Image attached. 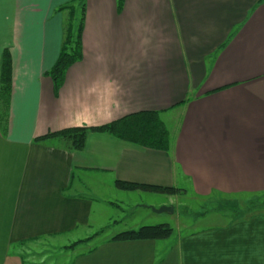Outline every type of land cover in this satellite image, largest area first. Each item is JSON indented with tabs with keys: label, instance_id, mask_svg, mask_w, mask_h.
Returning a JSON list of instances; mask_svg holds the SVG:
<instances>
[{
	"label": "crops",
	"instance_id": "obj_1",
	"mask_svg": "<svg viewBox=\"0 0 264 264\" xmlns=\"http://www.w3.org/2000/svg\"><path fill=\"white\" fill-rule=\"evenodd\" d=\"M85 1L83 58L55 94L46 73L62 49L59 9L72 0H0V77L5 50L13 64L0 264H264V212L174 241H113L142 226L119 227L139 192L116 181L198 197L264 194V0ZM145 111L168 130L173 121L169 151L102 132L81 151L34 142ZM49 239L65 240L57 250L69 257L32 251Z\"/></svg>",
	"mask_w": 264,
	"mask_h": 264
},
{
	"label": "trees",
	"instance_id": "obj_2",
	"mask_svg": "<svg viewBox=\"0 0 264 264\" xmlns=\"http://www.w3.org/2000/svg\"><path fill=\"white\" fill-rule=\"evenodd\" d=\"M59 11L67 13L62 49L55 65L46 73V76L53 82L55 94L62 88L69 68L83 58L86 1L72 0L70 4L60 8ZM12 86V57L10 51L5 50L2 57L0 77V117L5 118V120L8 118L7 126L9 123ZM91 132L106 133L118 140L158 151L167 152L171 146L170 132L165 123L160 119L159 113L148 111L130 114L115 122L97 128L76 127L51 132L35 138L34 142L40 144L56 139L64 142L65 148L69 151H81L85 147L87 137ZM115 187L123 192H144L160 195H177L184 192L174 187H161L122 181H116ZM249 212L253 213L257 211L255 209ZM172 235L173 229L167 224L143 226L137 230L122 232L116 235L113 241L168 240ZM78 243H82V241Z\"/></svg>",
	"mask_w": 264,
	"mask_h": 264
},
{
	"label": "rangeland",
	"instance_id": "obj_3",
	"mask_svg": "<svg viewBox=\"0 0 264 264\" xmlns=\"http://www.w3.org/2000/svg\"><path fill=\"white\" fill-rule=\"evenodd\" d=\"M7 120L0 117L1 134H6L8 131ZM167 123L169 129L172 131L174 129L173 121L171 120ZM137 194L130 197V203L132 205L136 204L133 207L135 209L123 215L125 219L124 222L118 224L119 227H137L142 224V226L137 228L140 229L143 226L167 224L173 229L171 241L176 240L181 235L199 231L206 227L226 225L232 219L248 217L251 210L256 209L257 212H264V194L229 196L213 193L209 197H198L192 191L187 194L180 193L177 195H160L144 192ZM137 205L145 206L146 208L138 207ZM163 207L173 208L174 213L158 214L153 211V209L159 210ZM111 232L107 231L102 237L107 236ZM64 241L63 239L59 241H55L54 239L42 240L39 242L38 247L32 251L40 253L44 258L46 255L54 253L51 259H53L54 263L59 262L61 259L65 260L70 255V252L65 253L57 250Z\"/></svg>",
	"mask_w": 264,
	"mask_h": 264
},
{
	"label": "water",
	"instance_id": "obj_4",
	"mask_svg": "<svg viewBox=\"0 0 264 264\" xmlns=\"http://www.w3.org/2000/svg\"><path fill=\"white\" fill-rule=\"evenodd\" d=\"M153 211L155 213H158V214H161V213H170V214H172V213H174V209L173 208H168V207H163V208H161L159 210L153 209Z\"/></svg>",
	"mask_w": 264,
	"mask_h": 264
}]
</instances>
